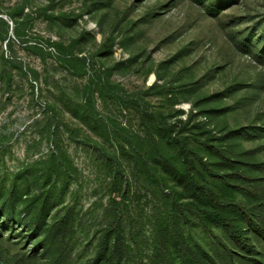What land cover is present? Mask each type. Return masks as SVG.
I'll use <instances>...</instances> for the list:
<instances>
[{
	"label": "trees",
	"instance_id": "trees-1",
	"mask_svg": "<svg viewBox=\"0 0 264 264\" xmlns=\"http://www.w3.org/2000/svg\"><path fill=\"white\" fill-rule=\"evenodd\" d=\"M182 1L168 0L167 6ZM239 1L189 0L213 18ZM110 2L105 0L102 6ZM224 28L237 50L264 64V19L243 32L234 25ZM116 43V36H106L98 45L99 59L111 54ZM55 45L59 57L75 60L78 71L85 69L87 56L73 57L65 51L69 47ZM112 70L111 66L95 72L78 93L81 101L72 103L75 118L102 135L103 141L86 138L94 142V153H105L104 167L113 172L102 213L107 222L84 264H264V110H252L257 100L264 101V75L202 97L194 104L199 110L191 108L186 114L173 110V105L178 96L188 98L195 89L174 92L151 85L147 93L164 97L170 103L168 111L141 105L146 102L143 97L126 101L120 96L125 108L138 111L145 128L139 134L98 109V101L106 105L108 99L119 97V87L110 80ZM5 73L4 86L10 88L13 76L3 67L1 75ZM49 106L53 110L57 103ZM243 112L252 124L239 125ZM59 116L55 111L47 121ZM55 127L61 128L58 123ZM66 128L70 134L76 131L69 124ZM38 165L43 167L41 176L29 172ZM75 170L71 156L58 148L46 159L21 167L8 182L0 181V264H68L75 212L69 203L59 206L67 196L75 199L76 192L71 191ZM35 185L37 192L32 191ZM132 195L152 204L144 222L151 231L146 249L138 240L143 224L139 229L128 211ZM9 241H25L29 249L13 253ZM144 252L147 261L138 259Z\"/></svg>",
	"mask_w": 264,
	"mask_h": 264
},
{
	"label": "rangeland",
	"instance_id": "rangeland-1",
	"mask_svg": "<svg viewBox=\"0 0 264 264\" xmlns=\"http://www.w3.org/2000/svg\"><path fill=\"white\" fill-rule=\"evenodd\" d=\"M104 1L0 0V181L8 182L21 167L46 159L58 148L71 156L76 169L71 191L76 195L75 199L65 197L59 206L69 203L75 212L76 233L68 240V264H84L92 256L96 235L107 222L102 213L113 172L104 167L105 153H94V142L86 138L103 141L102 135L71 113L72 103L81 101L79 91L95 72L112 66L110 80L120 93L106 105L98 101V109L139 134L145 130L139 113L125 108L120 96L126 101L143 97L146 102L140 101L141 105L168 111L170 103L164 97L147 93L151 85L158 83L174 92L195 89L188 98L178 96L173 105V110L183 109L186 114L191 108L199 110L194 104L200 98L264 75V64L237 50L224 28L234 25L243 32L256 27L264 19V0H240L217 18L203 15L189 0L171 7L168 0H111L102 6ZM21 7L22 13H16ZM152 13L154 17L146 16ZM109 35L116 36L117 43L111 54L99 59L98 45ZM56 43L69 47L65 51L73 57L87 56L85 69L78 71L73 67L75 60L59 57ZM3 67L13 76L10 88L4 86ZM52 103L57 108L52 110ZM257 109L264 110V101H256L252 110ZM55 111L59 118L47 121ZM245 116L243 112L237 118L240 126L252 124ZM66 124L76 131L70 134ZM42 168L38 165L29 172L41 176ZM38 190L39 186L32 187L33 192ZM132 196L128 211L134 223H140L139 229L143 224L138 240L146 249L151 231L144 222L152 204ZM7 246L13 253L29 249L25 241H9ZM141 258L147 261L146 252Z\"/></svg>",
	"mask_w": 264,
	"mask_h": 264
}]
</instances>
